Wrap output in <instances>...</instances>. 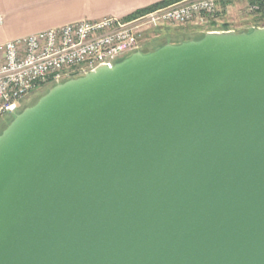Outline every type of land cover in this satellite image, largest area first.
Listing matches in <instances>:
<instances>
[{"label":"water","instance_id":"95a60500","mask_svg":"<svg viewBox=\"0 0 264 264\" xmlns=\"http://www.w3.org/2000/svg\"><path fill=\"white\" fill-rule=\"evenodd\" d=\"M0 264H264V27L134 52L18 113Z\"/></svg>","mask_w":264,"mask_h":264},{"label":"built area","instance_id":"2783aa9c","mask_svg":"<svg viewBox=\"0 0 264 264\" xmlns=\"http://www.w3.org/2000/svg\"><path fill=\"white\" fill-rule=\"evenodd\" d=\"M231 1L177 0L129 17L79 19L0 42V117L16 112L37 88L83 76L98 65L112 67L169 27L208 26ZM258 8L248 3L246 10Z\"/></svg>","mask_w":264,"mask_h":264},{"label":"crops","instance_id":"0c3cea01","mask_svg":"<svg viewBox=\"0 0 264 264\" xmlns=\"http://www.w3.org/2000/svg\"><path fill=\"white\" fill-rule=\"evenodd\" d=\"M164 1L167 0H0V42L79 19L127 17Z\"/></svg>","mask_w":264,"mask_h":264},{"label":"rangeland","instance_id":"374dc122","mask_svg":"<svg viewBox=\"0 0 264 264\" xmlns=\"http://www.w3.org/2000/svg\"><path fill=\"white\" fill-rule=\"evenodd\" d=\"M247 5L248 3L246 0H232L224 8V11L219 12L217 16L214 17L215 20L210 22V24L208 26H205L204 28L197 27L194 25L169 27L168 29L163 31L159 37L146 42L141 51L143 53H149L160 48L165 44H179L185 41L198 40L207 31L230 30L235 32H249L252 29L257 28L255 27V25L257 24L253 22V18L257 16V14L248 13L246 10ZM54 85L55 84H47L40 88H37L20 102L19 108L18 110H16V112L12 114L5 113L2 117H0V134L11 123L15 116L20 113V111L34 104L43 94H45Z\"/></svg>","mask_w":264,"mask_h":264},{"label":"trees","instance_id":"16d2710c","mask_svg":"<svg viewBox=\"0 0 264 264\" xmlns=\"http://www.w3.org/2000/svg\"><path fill=\"white\" fill-rule=\"evenodd\" d=\"M174 1H177V0H167V1H164L162 3H159V4L153 5L151 7L145 8L143 10L137 11V12H135L134 14H132L130 16L136 15V14L141 13L143 11H147V10L152 9L154 7H157V6H160V5H164V4H168V3H171V2H174ZM246 1H247V3H257L259 5L258 10L256 12H254V13L257 14V16H255L253 18V22H255L257 24V25H255V27H259V26L262 27V26H264V0H246ZM224 8H223V11H224ZM240 32H248V31H240ZM202 37H203V35L200 38H202Z\"/></svg>","mask_w":264,"mask_h":264}]
</instances>
